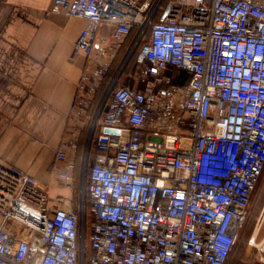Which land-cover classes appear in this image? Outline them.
<instances>
[{
	"label": "built area",
	"instance_id": "2783aa9c",
	"mask_svg": "<svg viewBox=\"0 0 264 264\" xmlns=\"http://www.w3.org/2000/svg\"><path fill=\"white\" fill-rule=\"evenodd\" d=\"M51 12L87 22L75 122L134 28L137 44L149 37L128 75L139 86L121 83L122 64L90 117L89 228L84 205L53 208L34 177L4 167L0 264H230L264 173V0H54ZM77 137L52 165L69 187Z\"/></svg>",
	"mask_w": 264,
	"mask_h": 264
},
{
	"label": "crops",
	"instance_id": "0c3cea01",
	"mask_svg": "<svg viewBox=\"0 0 264 264\" xmlns=\"http://www.w3.org/2000/svg\"><path fill=\"white\" fill-rule=\"evenodd\" d=\"M53 1L0 0V169L11 167L34 177L55 208L73 210L72 190L92 145L91 116L77 122L69 118L85 63L74 57V46L87 22L52 13ZM74 127L78 145L69 153L75 170L66 188L52 165ZM90 153L93 161L96 148Z\"/></svg>",
	"mask_w": 264,
	"mask_h": 264
},
{
	"label": "rangeland",
	"instance_id": "374dc122",
	"mask_svg": "<svg viewBox=\"0 0 264 264\" xmlns=\"http://www.w3.org/2000/svg\"><path fill=\"white\" fill-rule=\"evenodd\" d=\"M137 39L138 38L136 36L133 44L129 45L127 50L128 49L130 50L132 45L137 44ZM134 50H136V48ZM133 52L135 51H132V53ZM132 53L128 55V58L126 54L125 58L123 60H120V63H121L120 66L123 64V67L120 73L122 84L126 83V85H128L126 81H132L131 78H128V75L136 74L139 69V67L137 68L133 66L135 53L133 54ZM131 61H133V63H131ZM127 69H128V72H126ZM121 74L122 75L124 74V76H121ZM86 182H87V168H84L83 174L81 173L80 177L78 178L72 190L73 201L71 205H72L73 211H77L79 207L81 205H84V203L86 202V195H85ZM59 183L63 187H66V188L69 187V186L63 185L61 182ZM50 206H52L53 208L56 207L52 203H50ZM263 208H264V173L254 193L252 204L248 210L245 224L240 232L239 239L232 253L230 264H261V258L264 257V247H259L256 244H253L252 235L257 225L260 224L259 217L261 215ZM262 240H264V222L262 225H260V230H259V234L257 237V243L258 244L261 243Z\"/></svg>",
	"mask_w": 264,
	"mask_h": 264
},
{
	"label": "trees",
	"instance_id": "16d2710c",
	"mask_svg": "<svg viewBox=\"0 0 264 264\" xmlns=\"http://www.w3.org/2000/svg\"><path fill=\"white\" fill-rule=\"evenodd\" d=\"M156 21H160V19H156ZM139 28L135 27L134 30L131 32V34L126 38V40L124 41V43L122 44L121 49L119 50L115 60H114V64L113 67L111 68L110 72L105 76V78L103 79L102 83L100 84V87L95 95V98L92 102V105L90 107L89 110V116L93 117L96 113V111L98 110V108L100 107V104L102 102V99L104 97V94L107 90L108 84L110 82V79L115 75V73L117 72V70L119 69L120 66V60H123L128 52L127 48L129 45L133 44L137 34H138ZM149 37V31L146 32V34L139 40L137 46H136V50H134L135 55H134V64L133 66L135 67H139L137 64V56L142 48V46L146 43V41L148 40ZM132 53V54H133ZM131 60V58H130ZM131 63H133V61H131ZM128 66V65H127ZM139 70V69H138ZM126 72H128V69L126 70ZM178 71H174V74L176 75ZM121 76H124V74ZM106 112V106H103L101 109V113H100V119L103 117V115ZM100 128H97L96 133L99 131ZM91 149L95 148V142L93 140V142L91 143ZM89 151L88 154V160H87V164H86V168H87V182H86V202L84 203V208H85V227L86 229L89 228V225L91 223V200L89 197V193H88V180H89V174L91 171V167L93 164L92 161V157H91V153ZM94 160V159H93Z\"/></svg>",
	"mask_w": 264,
	"mask_h": 264
},
{
	"label": "bare ground",
	"instance_id": "6f19581e",
	"mask_svg": "<svg viewBox=\"0 0 264 264\" xmlns=\"http://www.w3.org/2000/svg\"><path fill=\"white\" fill-rule=\"evenodd\" d=\"M264 217V209H263V215H262V218ZM259 230H260V224H258L257 225V227L255 228V230H254V233H253V235H252V238H253V240H252V242H253V244H256L257 246H259V247H264V240H262V242L261 243H257V237H258V234H259ZM263 249V248H262Z\"/></svg>",
	"mask_w": 264,
	"mask_h": 264
},
{
	"label": "water",
	"instance_id": "95a60500",
	"mask_svg": "<svg viewBox=\"0 0 264 264\" xmlns=\"http://www.w3.org/2000/svg\"><path fill=\"white\" fill-rule=\"evenodd\" d=\"M168 11H169V8H168L167 11L165 12V14H164L162 20L165 19V17H166V15H167ZM104 133L118 135V134H119V130L106 128V129H104Z\"/></svg>",
	"mask_w": 264,
	"mask_h": 264
}]
</instances>
